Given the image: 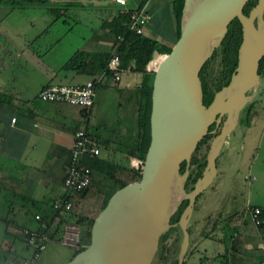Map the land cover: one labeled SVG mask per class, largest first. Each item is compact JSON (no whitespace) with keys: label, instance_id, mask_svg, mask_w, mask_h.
Masks as SVG:
<instances>
[{"label":"crops","instance_id":"0c3cea01","mask_svg":"<svg viewBox=\"0 0 264 264\" xmlns=\"http://www.w3.org/2000/svg\"><path fill=\"white\" fill-rule=\"evenodd\" d=\"M145 4L150 16L145 36L170 46L174 24L169 0H155L150 9ZM118 9L109 0H47L19 6L0 1V264H18L28 257L29 252L21 247L19 229L37 230L34 214L47 223L52 234L37 264L53 257H48V252L58 254L59 248L67 249L54 242L61 223L92 220L105 196L115 190V180L124 184L130 179L126 156L134 138L135 109L130 128L125 125L124 132L118 131L117 122L107 127L105 120L91 118L97 88L110 86L106 80L96 84L87 111L36 99L43 86L81 84L99 76L94 67L73 70L62 66L77 51L93 56L111 51L113 36L107 23ZM77 12L84 15L78 17ZM122 75L137 76L123 83L129 91L139 85V73L129 70ZM248 107L249 119L247 112L224 138L215 159V174L204 189L215 195L221 190L222 199L207 198L205 203L193 205L188 219L192 236L189 242L187 233L182 264H222L223 254L229 259L223 264H264V224L254 226L247 212L248 207L264 211V143L259 147L264 142V125L260 105ZM77 129L101 145L99 155L85 161L91 174L89 188L74 197L69 214L53 217L50 204L63 195L62 178ZM233 185L239 200L232 195L229 199ZM217 230L221 237L227 231L223 239L228 243L220 245ZM71 256L63 254L59 264Z\"/></svg>","mask_w":264,"mask_h":264},{"label":"water","instance_id":"95a60500","mask_svg":"<svg viewBox=\"0 0 264 264\" xmlns=\"http://www.w3.org/2000/svg\"><path fill=\"white\" fill-rule=\"evenodd\" d=\"M246 1L183 0L169 51L151 70L149 141L139 179L112 192L91 220L88 244L64 264H150L159 236L186 200L176 221L181 233L176 264L182 263L193 202L212 181L224 138L256 90L258 62L264 55V0H256L244 15ZM234 18L240 26L235 67L204 105L198 72ZM211 133L204 166L185 190L190 155Z\"/></svg>","mask_w":264,"mask_h":264},{"label":"trees","instance_id":"16d2710c","mask_svg":"<svg viewBox=\"0 0 264 264\" xmlns=\"http://www.w3.org/2000/svg\"><path fill=\"white\" fill-rule=\"evenodd\" d=\"M0 1H5L7 2V4L11 6L13 5L19 6V5H27V4H44L47 0H0ZM146 1L147 0H128L126 7H128V10H131L134 7L136 8L142 7L146 3ZM182 2L183 0H169L168 10H169L171 19L174 24L173 37L176 35V32L178 30ZM255 2L256 0H247L242 8V13L246 15L248 10L255 4ZM127 23H128L127 15L120 12V10L118 9L115 12L114 16L111 18V20L109 21V23H107L108 29L110 30L113 36V43H112L111 51L109 53H106V54L104 53V54L96 55V56L77 51L74 54H72V56L64 63L62 68H68V69L71 68L73 70H90L91 68L94 67L98 73H103V76L105 78V77H108V72L105 69L106 63L111 56L116 55L118 58L119 67L121 69L128 68V70L140 74L139 85L133 90V95H132V97L135 99V103H134L135 104V117H134L135 133H134L132 145L129 148H127V153L130 156L143 160L145 151L147 149L148 141H149L148 116H149V108H150V90H151V80H152V72L147 71L146 66L149 63L148 67L150 68V64L152 63L151 68H153L154 62L159 57H162L161 55L166 54L169 51V46L163 45L162 43L155 41L153 39H150L146 37L145 35L135 34L134 32L128 30L127 25H126ZM239 42H240V26H239L238 21L234 18L228 23L226 33L219 44V47L221 49V54H222L221 77H224L226 79L220 87L224 86L227 83L229 75L235 67L236 50L239 45ZM214 54H215V51L212 52L210 57L212 58ZM81 59H83V61ZM207 61L202 65V67L200 68L198 72V79L200 82V88H201V94H202V104L204 105L208 104V102L210 101L213 95V93H211L210 90L207 89L206 84L202 77ZM78 63H81V64H78ZM263 63L264 61L261 63V65H263ZM76 64L78 65L75 66ZM259 66H260V62H258V68ZM100 81H102V79L97 81L94 84V90H95L96 84H98ZM219 88H217L215 91H217ZM208 137H209L208 134L205 135L198 142L197 146L205 142V140ZM194 162H195V159L193 155H191L188 167L190 164ZM95 164H97V161L95 162ZM98 166L100 165L97 164V167ZM183 169H184V163L182 162L179 165V173H181ZM132 176L133 177L131 178L133 179L135 178L137 180L139 178V171H135L134 174H132ZM195 179H192V183L194 182ZM123 185L124 184L122 182L115 180V186H116L115 190L120 188ZM186 188H187L186 185H184L185 190H187ZM110 195L111 194L105 196L102 207L104 206L105 202L107 201ZM185 204H186V200H183L177 207L175 213L170 217L169 219L170 226L173 224H176L177 217ZM52 212H53V215H52L53 217L60 218L59 217L60 212H57L54 210H52ZM65 214L66 215L69 214V211L66 212ZM41 221L43 220L41 219ZM44 223L46 224L45 231L47 235L49 236V238H52L51 237L52 234H50L47 230L49 226L47 227V223L46 222ZM73 223L78 224L79 230H81L79 233V242L81 244L87 245L91 220L77 218V219H74ZM170 229H168L166 232H164L162 235L159 236V241L162 240L167 235ZM22 248L29 252L28 249L24 247ZM76 252H73V255ZM172 264H176L175 261Z\"/></svg>","mask_w":264,"mask_h":264},{"label":"built area","instance_id":"2783aa9c","mask_svg":"<svg viewBox=\"0 0 264 264\" xmlns=\"http://www.w3.org/2000/svg\"><path fill=\"white\" fill-rule=\"evenodd\" d=\"M109 1L118 6L120 12L127 15L128 23L126 25L128 30L135 34L145 35L144 29L150 16L144 6L138 8L134 7L128 10V7H126L128 0ZM118 63L117 56L113 55L109 58L105 67L108 72V77L104 78L103 73H100L94 80H87L81 84H49L37 91L36 99L44 102H55L76 106L83 111H87L92 104L94 84L97 81L103 79L106 80L110 86L116 85L120 81L122 73L129 71L128 68L121 69ZM148 65L149 63L146 66V70L151 72ZM12 121L13 120H11V122ZM100 147L101 145L94 138L89 137L83 130L77 129L73 132L69 145V155L62 178V188L64 192L62 196L52 199L50 205L52 210L60 213L70 211L74 197L89 188L91 184V174L89 165L85 161L98 157ZM126 166L131 172V177H133L132 174H134L135 171L140 172L142 160L130 155L126 156ZM247 212L254 226L264 224L263 210L258 207H248ZM32 218L38 223L37 230L27 228L19 229L21 247L28 249L29 255L18 264H35L39 254L51 241L45 231L46 224L41 221L40 216L34 214ZM79 233L78 224L62 222L59 235L54 242L63 247L70 248L74 252L79 251L85 247V245L79 242ZM9 251H12V248H10Z\"/></svg>","mask_w":264,"mask_h":264},{"label":"rangeland","instance_id":"374dc122","mask_svg":"<svg viewBox=\"0 0 264 264\" xmlns=\"http://www.w3.org/2000/svg\"><path fill=\"white\" fill-rule=\"evenodd\" d=\"M154 1L155 0H147V2L145 4L146 8L150 9L152 4L154 3ZM89 14L91 15L90 11L87 12V15H89ZM77 15H78V17H80V15L83 16L84 14L82 12H77ZM262 19H264V11L262 14ZM160 41H161V39H160ZM214 51H215L214 56L212 58L211 57L209 58L206 66H205L204 72L202 74V77H203V80L206 84V87H207V89L210 90L211 93H214L215 90L217 88H219L222 85V83L226 80L224 77H221V69H222L221 49L219 46H217L214 49ZM263 61H264V55L259 60L260 66L257 69L258 81L256 84L255 93L253 94L252 98L250 99V101H249L250 103L247 102L240 109V111L238 113V117H237L238 122L243 121V119L247 115V112H248L247 116L249 119L250 114H251L250 113L251 107H248V106H249V104L252 105L255 103V104L260 105L262 118H263V121H262L263 124L262 125H264V63H263V65H261V63ZM136 77H137L136 75H122L120 77V81L116 85L106 86V87H98L96 90L94 106L91 110L92 111L91 112V118L96 120V121L105 120L107 127H109L110 125L115 126L114 123L117 122L116 124L118 126L117 127L118 131L124 132V126L125 125H128V127L130 128V122H131L130 120L132 119V116H133L132 113H133V110L135 109V104H134L135 99L132 97L133 91H129L130 89H128V87H124L123 83L126 80H128V81L129 80H135L134 78H136ZM250 93H251V91H249L247 93V95H250ZM133 100H134V102H133ZM218 127H217L216 131L218 130ZM131 128H133V127H131ZM211 128H212V126L209 127V129H211ZM260 130L261 129H259V131ZM237 131H239V129ZM208 135H209V137L205 140V142L199 144V146H196L194 151L191 153V155H193V157L195 159V162L190 164L188 167V173H187V176H186V179L184 182V185H186L187 190L190 189V187L192 185V179H195L199 175V173L201 172V170L204 166L205 153H206L208 144H209L210 139L212 138L213 134L211 133ZM263 143L264 142H262V144H260V146H259L260 149L263 148ZM254 154H255V152H253V155ZM191 155H190V158H191ZM190 158H189V160H190ZM216 162L218 163V160H215V163ZM238 178H240L239 175H237L236 181H238ZM133 180H135V179H131V175H130V179H128L127 181L130 182ZM124 184H126V183H124ZM96 185L99 186V183L98 184L96 183ZM211 189H213V187ZM216 191L219 192L218 195H215V193H212V191H210L209 189L203 190L202 192H200L196 196V198L193 202V205L195 206L196 203H197V206H198V204H203L206 202L207 198L213 199L212 197H216V198H217V196L220 197L221 196V190H216ZM229 193H230L229 199H231V195H232L233 197L236 196V198H238V200H239L240 195L238 196L237 188L235 185H233V189L230 190ZM220 198L222 199V196ZM201 202H203V203H201ZM193 205H192V208L194 207ZM244 209H245V207H244ZM244 209H243V211H244V215H245L246 210H244ZM190 228H191V226H188V222H187L186 231L188 233V236L190 235L188 237L189 242H190V239L192 236ZM168 229H170V231L167 233V235L160 241L158 239L155 254H154V257H153L150 264H172L175 261V258H176L177 252H178L179 243H180L181 233H180V230L176 224L169 226ZM204 233H206V232H204ZM216 233H217L216 237L218 238V241L220 240V242H219L220 245L221 244L223 245V242L228 243V241H229L228 239H227V241L225 239H223V237H224V235H226L227 231H223V237H221V231L217 230ZM58 254H56V253L53 254V252H48L47 256L48 257L53 256V257L50 258V260L48 259V260L42 261L40 264H59L60 259L62 258L63 254H69V256H71V254H73V252L71 253V251L68 250V248L67 249L66 248H59ZM222 257H223V259H221L222 261L220 260L222 262V264H223L225 259L227 261L229 260L228 257L226 256V254L225 255L223 254ZM231 259L232 258H230V260ZM36 264H37V262H36Z\"/></svg>","mask_w":264,"mask_h":264},{"label":"bare ground","instance_id":"6f19581e","mask_svg":"<svg viewBox=\"0 0 264 264\" xmlns=\"http://www.w3.org/2000/svg\"><path fill=\"white\" fill-rule=\"evenodd\" d=\"M162 59V57H159L155 62H154V64H153V68H151V66H152V63L150 64V69L151 70H154L155 69V67H156V65L159 63V61Z\"/></svg>","mask_w":264,"mask_h":264},{"label":"flooded vegetation","instance_id":"af4514ba","mask_svg":"<svg viewBox=\"0 0 264 264\" xmlns=\"http://www.w3.org/2000/svg\"><path fill=\"white\" fill-rule=\"evenodd\" d=\"M177 256V255H176ZM175 263H176V258H175Z\"/></svg>","mask_w":264,"mask_h":264}]
</instances>
